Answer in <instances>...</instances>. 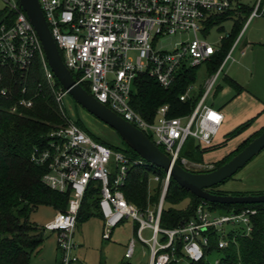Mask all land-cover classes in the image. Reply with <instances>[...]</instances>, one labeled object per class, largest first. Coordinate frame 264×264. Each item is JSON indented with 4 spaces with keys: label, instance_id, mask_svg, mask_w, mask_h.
<instances>
[{
    "label": "built area",
    "instance_id": "1",
    "mask_svg": "<svg viewBox=\"0 0 264 264\" xmlns=\"http://www.w3.org/2000/svg\"><path fill=\"white\" fill-rule=\"evenodd\" d=\"M3 1L11 15L0 21V67H15L26 78V71L38 58L47 91L65 115L62 101L67 92L57 84L49 69L33 25L17 0ZM39 3L63 61L78 83L85 84L98 101L151 135L173 162L195 172L212 168L211 163L190 161L181 155V150L189 138L200 148L214 144L224 115L207 103V96L223 65L233 60L232 51L238 39L217 72L205 81L190 113L170 117L168 106L163 105L156 110L153 121H149L132 107L130 100L140 75H148L161 87L168 88L184 71L209 61L218 48L199 38L198 32L233 4L240 8L239 0H39ZM251 7L248 19L264 13V0H254ZM189 34L193 37L178 42L171 50L156 48L158 39L164 35ZM193 89L194 84H188L179 95L180 100H186ZM0 93L10 97L11 90L2 87ZM20 93L11 112H16L19 106L33 105L26 86ZM31 160L45 167L42 182L48 188L70 194L66 208L57 210L43 227L44 231L56 233L59 264H74L78 260L74 232L84 196L91 186L98 188L96 209L103 223L102 238L109 239L116 226L131 219L137 223L134 231L137 240L148 245L149 264H167L172 259L176 240L182 242L184 258L197 262L204 258L210 230L218 234L219 248L228 246L231 230H241L245 235L251 231L250 215L255 213L254 209L217 214L205 202L198 204L192 218L183 224L161 228L159 220L169 173L162 179L158 203L141 211L126 200L121 188L130 167L147 164L132 159L122 149L96 140L67 117L65 125L48 133L44 147L33 149ZM155 179L158 182L160 176L155 175ZM226 224L230 229L224 228ZM145 229L151 231L148 238L142 235ZM163 237L166 239L162 240ZM137 240L132 238L128 242L126 258L133 256Z\"/></svg>",
    "mask_w": 264,
    "mask_h": 264
},
{
    "label": "trees",
    "instance_id": "2",
    "mask_svg": "<svg viewBox=\"0 0 264 264\" xmlns=\"http://www.w3.org/2000/svg\"><path fill=\"white\" fill-rule=\"evenodd\" d=\"M251 10L252 7L243 5L235 11L238 15L230 34L221 39L220 48L206 62L209 75L214 74L221 65L247 22ZM232 12L228 10L217 15L214 17L215 21L211 20L207 23V28L225 20L231 16ZM10 15L5 8L0 11V21ZM197 68L184 71L168 88L161 87L148 75L138 76L134 83V94L130 100L132 107L149 121H153L156 110L163 105L168 106L170 117L190 113L203 89H200L196 96L188 97L184 101L180 100L179 95L184 92L188 84L195 81ZM0 73L2 74L0 90L2 87H8L11 90L10 97L0 93V264H29L31 254L44 241L43 228L30 221V214L39 206L44 205L51 206L56 211L64 210L70 197L69 192L59 193L51 190L42 182L45 167L35 164L31 160V153L35 147L42 148L46 145L48 133L51 130L66 124V116L59 110L53 96L47 91L38 58L26 71V78L15 67H0ZM73 76L75 77V75ZM225 79L234 88L236 94L243 91V87L236 81L229 77ZM57 84L59 83L57 82ZM24 86L27 88V97H31L33 100V105L29 108L19 106L16 112H11L10 108L21 97L20 91ZM82 86L88 91L85 84ZM259 115H264V101L261 103ZM255 118L256 116L245 120L230 131L222 141H215L212 146L207 148H200L193 141L194 139H188L181 150V155L190 161L202 163L204 152L223 146L227 140L240 135L250 127ZM75 122L81 127L77 121ZM85 131L87 132V130ZM262 131H264V126L250 132V136L245 137L239 143L238 148L215 161L213 168L200 172L211 171L224 164ZM148 136L152 139L151 135ZM122 145L111 146L115 149H122L132 159H139L138 154L123 141ZM159 147L164 151L162 146ZM149 174L160 176L153 193L148 192ZM165 174L166 172L162 169L150 165L130 167L121 188L126 200L141 211L154 207L159 201L162 179ZM217 187L218 185L210 188L209 191L226 195L216 189ZM97 198L98 188L91 186L84 196L77 217V225L86 220L91 212L98 214ZM183 201H186L185 204L180 206L179 204ZM201 202L205 201L182 188L170 177L164 195L159 226L169 229L183 224L192 218L197 205ZM205 203L213 212H216L217 209L226 213L254 209L255 213L250 215L251 231L245 235L241 230H231L228 233L230 239L228 246L219 248V236L215 231L210 230L208 245L204 247V258L197 262H189L191 264H210L206 261L205 256L215 250L220 253L219 261L216 264H264V203L229 205ZM165 239L166 237L162 238V240ZM174 248L172 259L167 264H178V261L184 258L182 242L176 240Z\"/></svg>",
    "mask_w": 264,
    "mask_h": 264
},
{
    "label": "rangeland",
    "instance_id": "3",
    "mask_svg": "<svg viewBox=\"0 0 264 264\" xmlns=\"http://www.w3.org/2000/svg\"><path fill=\"white\" fill-rule=\"evenodd\" d=\"M239 2L242 6L247 7H251L254 4V0H239ZM5 8V2L0 0V11ZM230 10L233 11L230 14L231 16L219 23L212 24L208 28L202 27L201 31L198 32V37L205 39L219 49L221 38L230 34L238 15L235 12L237 11L235 4ZM212 21L215 20L213 19ZM192 37V34L182 36L164 35L158 39L156 48L159 50H171L178 42ZM244 40H247L249 44L241 47ZM232 57L236 61L231 59L223 65L220 74L214 82L213 89L207 97V103L216 109L222 106L224 114V120L215 141H222L243 120L245 121L254 116L256 118L250 127L240 135L227 140L223 146L204 152L203 163H211L212 168L215 161L238 148L239 143L245 137H249V133L260 126V121L264 117V115L258 116L261 109L260 100H264V13L247 20L242 29L240 43L234 48ZM210 77L207 65L203 63L197 68L195 81L193 82L195 89L192 90L189 97L196 96L198 91L203 89L205 81ZM226 77H232L239 83L241 81L247 82L249 85L246 86V89L254 95L246 91L236 94L234 88L226 81ZM62 106L66 117L77 121L96 140L106 144L123 146L122 140L114 130L75 104L70 97L67 96L62 101ZM156 185L155 175L149 174L148 192L153 193ZM216 189L232 195L264 194V149L248 161L231 178L219 184ZM185 202L183 201L179 205L182 206ZM216 212L217 214L226 213L219 209ZM55 213L56 210L51 206H39L30 214V221L43 228L53 218ZM224 226L225 229H230L228 224ZM102 227V219L95 212H91V215L86 220L78 223L74 232L77 245L74 252L78 260L74 264H149L150 252L148 245L139 242L134 232L137 223H133L131 219H125L113 229L109 239L102 238ZM150 234V229H145L142 232L145 238H148ZM132 238L137 240L135 251L131 258H126L124 256L126 246ZM219 257L220 253L214 250L206 254L205 259L208 263L214 264ZM59 259L60 250L57 246L56 233L46 230L44 231V241L31 254L29 264H59ZM178 264L191 263L183 258L178 261Z\"/></svg>",
    "mask_w": 264,
    "mask_h": 264
},
{
    "label": "water",
    "instance_id": "4",
    "mask_svg": "<svg viewBox=\"0 0 264 264\" xmlns=\"http://www.w3.org/2000/svg\"><path fill=\"white\" fill-rule=\"evenodd\" d=\"M17 1L38 35L49 69L59 85L67 92L68 97L86 112L114 130L119 138L138 154L140 160L147 165L162 169L166 173L168 172L178 185L205 202L227 205L264 203V194L225 195L209 191L210 188L231 178L248 161L264 149V131L219 167L205 172L187 170L180 164L173 162L142 130L98 101L74 79L71 71L63 61L62 54L40 7L39 0ZM246 43L247 40H244L242 46Z\"/></svg>",
    "mask_w": 264,
    "mask_h": 264
},
{
    "label": "crops",
    "instance_id": "5",
    "mask_svg": "<svg viewBox=\"0 0 264 264\" xmlns=\"http://www.w3.org/2000/svg\"><path fill=\"white\" fill-rule=\"evenodd\" d=\"M242 29H243V28H242ZM241 33H242V30H241V32L239 33V35L237 36V38H236V39H238V40H237V43H236L235 47L240 43V40H241ZM236 39H235V41H236ZM248 44H249V42L247 41V43H246L244 46H246V45H248ZM244 46L241 45V47H244ZM235 47H234V48H235ZM234 48H233V50H234ZM232 52H233V51H232ZM223 60H224V59H223ZM229 60H231V59H229ZM229 60H228V61H229ZM228 61H226V63H227ZM233 61H236V59H235L234 57H233ZM222 62H223V61H222ZM226 63H225V64H226ZM221 64H222V63H221ZM220 66H221V65H220ZM220 66H219V67H220ZM218 69H219V68H218ZM218 69H217V70H218ZM216 72H217V71H216ZM216 72H215V73H216ZM261 72H262V70H261ZM215 73H214V74H215ZM214 74H212V75H214ZM219 74H220V72H219ZM219 74H218V75H219ZM218 75H217V77H218ZM210 76H211V75H210ZM229 78L233 79V80L236 81L239 85H241V86L243 87V91L250 92L252 95H254L251 91H249L248 89H246V86L249 85V84H247V82L244 83L243 81H241V83H239L236 79H234V78H232V77H229ZM215 81H216V80H215ZM213 86H214V85H213ZM212 89H213V87H212ZM212 89H211V90H212ZM210 92H211V91H210ZM209 94H210V93H209ZM207 97H208V96H207ZM257 99H258V98H257ZM258 100H259V99H258ZM262 101H264V100H260V104L262 103ZM210 105H211V104H210ZM211 106H212V105H211ZM218 109L222 112V106H221L220 108H218ZM222 113H223V112H222ZM223 115H224V114H223ZM243 121H244V120H243ZM243 121H242V122H243ZM261 126H264V117H262V119H261V121H260V126H258V128L261 127ZM258 128H256V129H258ZM256 129H255V130H256ZM115 146H120V145L115 144Z\"/></svg>",
    "mask_w": 264,
    "mask_h": 264
}]
</instances>
